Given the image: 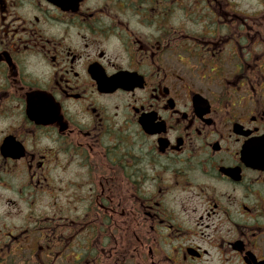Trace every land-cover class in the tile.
I'll use <instances>...</instances> for the list:
<instances>
[{"label": "flooded vegetation", "instance_id": "1", "mask_svg": "<svg viewBox=\"0 0 264 264\" xmlns=\"http://www.w3.org/2000/svg\"><path fill=\"white\" fill-rule=\"evenodd\" d=\"M0 264H264V0H0Z\"/></svg>", "mask_w": 264, "mask_h": 264}]
</instances>
